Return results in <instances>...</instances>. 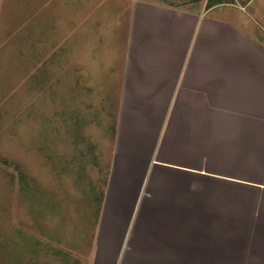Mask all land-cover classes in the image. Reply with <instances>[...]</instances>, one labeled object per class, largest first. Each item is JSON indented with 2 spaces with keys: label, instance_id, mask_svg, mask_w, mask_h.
<instances>
[{
  "label": "crops",
  "instance_id": "obj_1",
  "mask_svg": "<svg viewBox=\"0 0 264 264\" xmlns=\"http://www.w3.org/2000/svg\"><path fill=\"white\" fill-rule=\"evenodd\" d=\"M234 6L132 3L91 264H264V46Z\"/></svg>",
  "mask_w": 264,
  "mask_h": 264
},
{
  "label": "rangeland",
  "instance_id": "obj_2",
  "mask_svg": "<svg viewBox=\"0 0 264 264\" xmlns=\"http://www.w3.org/2000/svg\"><path fill=\"white\" fill-rule=\"evenodd\" d=\"M135 1L212 3L0 0V264H91ZM223 4L264 46V0Z\"/></svg>",
  "mask_w": 264,
  "mask_h": 264
},
{
  "label": "trees",
  "instance_id": "obj_3",
  "mask_svg": "<svg viewBox=\"0 0 264 264\" xmlns=\"http://www.w3.org/2000/svg\"><path fill=\"white\" fill-rule=\"evenodd\" d=\"M197 1H199V0H197ZM211 1H212V3H211ZM211 1H210L211 4L209 6H207L208 9L211 7L223 4V0H211Z\"/></svg>",
  "mask_w": 264,
  "mask_h": 264
}]
</instances>
